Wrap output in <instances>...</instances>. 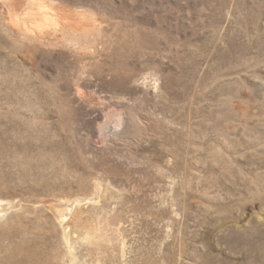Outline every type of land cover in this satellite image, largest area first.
I'll list each match as a JSON object with an SVG mask.
<instances>
[{"label":"rangeland","instance_id":"rangeland-1","mask_svg":"<svg viewBox=\"0 0 264 264\" xmlns=\"http://www.w3.org/2000/svg\"><path fill=\"white\" fill-rule=\"evenodd\" d=\"M263 242L264 0H0V264H262Z\"/></svg>","mask_w":264,"mask_h":264},{"label":"bare ground","instance_id":"bare-ground-1","mask_svg":"<svg viewBox=\"0 0 264 264\" xmlns=\"http://www.w3.org/2000/svg\"><path fill=\"white\" fill-rule=\"evenodd\" d=\"M27 10V9H26ZM45 12V11H44ZM33 12L30 10L29 12H27V13H25V17L23 16L24 15V13H23V15H22V17L20 16V14H19V17H18V19L16 20V21H19L20 19H23V21H27V19H29V17L31 16V14H32ZM48 14H44V15H42L41 16V19H40V22H41V25L43 26V24H44V26L46 25L48 28H50V27H52L53 29H56V28H58V27H60L59 26V24H58V22H57V20H56V18H55V16L54 15H51V13H49V12H47ZM27 16V17H26ZM35 18V17H34ZM60 22V21H59ZM43 23V24H42ZM37 25V24H36ZM78 28H79V30L81 29V30H83V25H81V24H75ZM38 26V25H37ZM32 28H34V27H31V28H29V29H32ZM45 29V28H44ZM32 30H36V31H40L41 29L40 28H38V29H32ZM44 31V30H43ZM25 36V38L24 39H31V37L30 36H28V35H24ZM40 36H41V34H40ZM39 36V37H40ZM44 36V35H43ZM49 36V35H48ZM46 37V36H45ZM44 38V37H43ZM38 39V37H35L33 40L35 41V40H37ZM41 39V38H40ZM42 41H44V39L42 40ZM18 71V70H17ZM19 72V71H18ZM20 73V72H19ZM28 83H30V82H26L25 84H28ZM25 149V148H24ZM72 212V209H71V206H67V208H64L62 211H59L58 210V214L57 215H59V218H61V220H63V219H65V218H67L69 215H70V213ZM234 232V231H233ZM237 233V232H236ZM264 243V242H263ZM17 245V244H16ZM263 246V245H262ZM13 247V246H12ZM1 251V250H0ZM124 252V251H123ZM38 253V252H37ZM4 259V258H3ZM2 260V259H1ZM264 262V261H263ZM263 262H262V264H263Z\"/></svg>","mask_w":264,"mask_h":264}]
</instances>
